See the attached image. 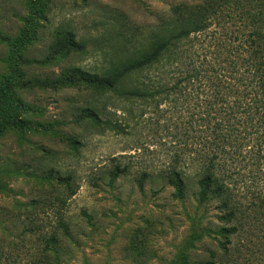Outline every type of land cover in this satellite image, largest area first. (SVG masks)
Listing matches in <instances>:
<instances>
[{
    "label": "rangeland",
    "instance_id": "374dc122",
    "mask_svg": "<svg viewBox=\"0 0 264 264\" xmlns=\"http://www.w3.org/2000/svg\"><path fill=\"white\" fill-rule=\"evenodd\" d=\"M201 1L0 0V88L11 66L28 77L122 68L132 44L139 54L153 41L156 28L150 25L177 4ZM29 27L35 39L18 46ZM68 29L83 40L85 53L59 51ZM12 51L35 62L20 66V59H10ZM155 72L149 74L155 78ZM138 81L136 74L121 85ZM13 92L30 107L25 117L34 125L0 135L2 264H264V207L253 211L264 181L253 165L238 157L226 164L230 193L241 208L230 254L222 249L220 199L197 198L199 165L184 131L191 130L193 101L188 109L145 107L84 84ZM85 110L122 124L123 131L96 124ZM116 165L126 173L115 175ZM169 166L185 175L181 198L159 175ZM143 173L151 178L140 186ZM67 176L73 194L65 189ZM51 235L55 239H47Z\"/></svg>",
    "mask_w": 264,
    "mask_h": 264
},
{
    "label": "trees",
    "instance_id": "16d2710c",
    "mask_svg": "<svg viewBox=\"0 0 264 264\" xmlns=\"http://www.w3.org/2000/svg\"><path fill=\"white\" fill-rule=\"evenodd\" d=\"M38 15V11L33 12L34 17ZM150 27L156 31L147 50L134 54L132 44L133 50L119 69L110 67L99 73L76 68L57 77H28L23 68L11 66L12 74L0 88V135L10 128L23 132L34 125L25 117L31 109L14 94L16 88L84 84L98 92L112 93L131 103L139 101L145 107L154 104L156 108L167 103L173 108L188 109L187 104L193 101L195 108L187 123L191 130L184 131L190 136L194 147L192 157L199 165L196 195L201 203L213 196L220 199L226 223L221 228L222 249L230 254L232 237L239 233L237 223L241 208L230 193L226 164L237 157L244 158L264 181V0L180 3L171 9L170 16L160 17ZM35 36L30 27L25 28L17 38V45L27 44ZM64 40L59 47L62 53L86 52L83 40L77 39L71 30H65ZM10 59H20L16 62L20 66L35 62L13 51ZM151 69L156 71L155 78L149 74ZM136 74L137 84L121 85L124 78ZM84 115L116 132L124 129L122 124L102 119L92 110H85ZM198 125H202V129L197 128ZM113 172L120 175L126 170L116 165ZM142 175L140 186L143 179L151 178L148 173ZM159 175L171 185L175 198L185 196V175L181 169L169 166ZM64 182L69 191L71 176ZM262 207L264 195L259 196L253 211ZM63 232L68 234L66 224ZM47 239L53 240L55 235ZM48 243L49 240L46 245ZM2 257L0 254V264L5 260ZM33 263L44 264L42 260Z\"/></svg>",
    "mask_w": 264,
    "mask_h": 264
}]
</instances>
